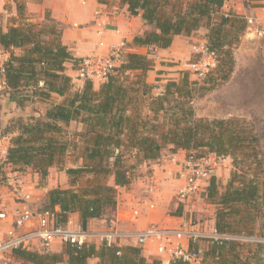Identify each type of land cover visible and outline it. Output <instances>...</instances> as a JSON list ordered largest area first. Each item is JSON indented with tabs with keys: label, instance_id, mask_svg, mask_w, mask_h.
Masks as SVG:
<instances>
[{
	"label": "trees",
	"instance_id": "obj_1",
	"mask_svg": "<svg viewBox=\"0 0 264 264\" xmlns=\"http://www.w3.org/2000/svg\"><path fill=\"white\" fill-rule=\"evenodd\" d=\"M121 3L153 28L136 35L135 45L167 48L174 36H190L204 29L209 49L216 55L212 73L225 79L233 71V49L247 24L243 16L222 10L226 0ZM16 11L11 24L0 27V49L7 55L0 64V78L8 102L18 107L38 102L44 110L38 116L14 118L0 132V138L9 136L5 156L0 157V185L6 184L7 167L13 171L30 167L45 185L50 168H63L66 155L73 150L78 153L75 160L81 162L67 167L69 186L50 188L40 209L58 207L60 223L67 222L73 212L88 220L115 206L118 187H127L138 164L160 158L163 150L214 153L230 157L233 167L223 190L211 175L202 192L204 200L215 206L216 233L264 236V142L256 126L244 118L196 115L193 100L211 89L208 85L214 78L209 73L203 77L206 84L183 71L178 79L157 85L146 80L153 59L127 52L97 88L91 80L82 81L78 88L66 73V64L78 68L81 59L62 42V26L48 10L40 23L29 19L23 5H16ZM159 86L162 89L156 93ZM74 121L82 129L75 132L76 139L67 140L63 135ZM85 176L88 182L79 186ZM207 241L197 264H264L262 243L251 248L235 238ZM244 247L247 253L242 255ZM9 253L22 260L19 264H87L90 258H96L97 264H163L158 259L147 261L140 246L102 241H87L80 247L66 242L60 252L13 248ZM169 264L189 263L176 259Z\"/></svg>",
	"mask_w": 264,
	"mask_h": 264
},
{
	"label": "crops",
	"instance_id": "obj_2",
	"mask_svg": "<svg viewBox=\"0 0 264 264\" xmlns=\"http://www.w3.org/2000/svg\"><path fill=\"white\" fill-rule=\"evenodd\" d=\"M6 1L0 0V16H2L0 27L3 29L11 24L13 17L17 16L16 5L11 4L10 9H8L5 6ZM24 9L29 19L38 23L44 21L45 12L48 10L50 17L62 26V42L77 58L82 59L90 54H106L109 52L110 44L121 41L126 44L123 56L127 52L147 54L153 59L154 67L147 71L146 80L160 85L166 80L161 79L163 68L158 67V61L163 59L177 61L183 54L185 44L188 42L187 39L193 35H176L172 44L167 48L135 45L133 38L136 35L151 31L153 28L145 24L140 15H131L127 10V6L122 4L121 0H24ZM222 10L239 14L246 20L250 19L251 22L253 19L257 21L260 19L261 10L264 11V0H226ZM8 17L11 18L8 19ZM248 29L250 30L244 36L246 39H253L259 33H264V26H259V24L248 27ZM199 31L203 35L205 34V30L204 32ZM205 40L204 37L202 41ZM0 52H2L1 49ZM66 73L75 83L77 68L73 67L70 62L66 64ZM81 86L82 81L78 80L76 87L80 88ZM94 87L97 88L98 85L94 84ZM161 89L162 87L159 86L155 89V92L158 93ZM71 123L77 125L78 131L82 129L80 122L74 121ZM186 155L187 151L179 150L176 153H169L168 156L162 155L158 159L139 163L134 169L138 172H133L130 184L127 187H118L115 206L107 208L100 217L88 220H82L78 212L69 213L67 223L70 225L80 223L88 232L93 233L116 230L134 234L148 227L156 226L158 228L181 229L198 236L196 239L193 238L197 243L192 242L193 239L188 236L178 240L173 235L170 237H154L140 245L134 238L122 237L115 242L118 245L140 246L141 253L147 261L158 259L163 264L170 263L171 253L168 250L170 244L174 245L179 242L185 249H190V244L192 245L191 249L196 247H200L202 250L206 249L209 244L207 239H211L212 235L216 233L214 213L206 220V224L203 223V215L201 219L197 220L198 223L192 222L191 218L196 216V211L200 210L202 204L212 205V207L214 205L204 200L203 191L195 193L184 203L178 202L175 198L177 189L184 182V177L181 174ZM0 157H4V154H1ZM217 161L218 164L212 170L211 175L216 177L219 189L223 190L229 181L232 164L229 157H218ZM66 169L60 171L61 178L67 179ZM5 171L7 178L16 180L25 192L32 194V199L37 206H39L40 200L50 188L57 187L51 184L47 185L48 182L42 185L39 174L30 167L20 171H13L10 167H7ZM16 201L17 199L12 194L9 184L0 185V210L13 207ZM35 204L34 206H36ZM55 209L59 210L58 207H55ZM205 217L207 216L205 215ZM8 228V224L0 222V239L5 237ZM201 237L205 240H200ZM88 239L96 244L101 242V238L96 236ZM239 241L247 246L251 245V248H254L257 244L255 242ZM62 244L60 241L51 242L47 245L46 250H43L45 249L43 245L37 244L35 251L60 252ZM160 247H162V250H160ZM246 253L247 250L244 247L242 255ZM3 259H5L4 262L1 261ZM6 262H9L8 264H19L22 260L15 258L7 251L0 254V264ZM87 264H97V259L90 258Z\"/></svg>",
	"mask_w": 264,
	"mask_h": 264
},
{
	"label": "built area",
	"instance_id": "obj_3",
	"mask_svg": "<svg viewBox=\"0 0 264 264\" xmlns=\"http://www.w3.org/2000/svg\"><path fill=\"white\" fill-rule=\"evenodd\" d=\"M251 22L250 19H248ZM126 44L121 41L112 43L109 46V52L106 54H90L81 59L77 68L76 77L82 81L91 80L101 82L114 72L116 66L121 62ZM192 53L195 59L188 63V67L198 76H205L213 70L216 65V55L209 49L207 41H199L192 46ZM3 63V62H2ZM7 146L1 150L5 155ZM217 155L208 153L206 155H197L195 152H189L183 164L182 176L183 184L177 189L175 198L178 202H186L195 193L204 190L207 180L211 176L212 170L217 166ZM6 183L11 187V192L17 199L16 204L9 209L0 210V222L9 225L5 237L0 239V254L11 251L13 248H22L26 250H35L37 244L49 245L51 242L60 241L70 243L80 247L88 238L93 236L101 238V241L107 245L115 243L118 239L134 238L140 245L146 240L154 237L175 236L178 240L184 236L190 239L197 238L194 233H188L181 229L158 228L156 226L148 227L134 234L108 230L105 232H88L80 223L70 225L69 223H60L58 221L57 210L40 209L32 199L30 192H25L20 183L16 180L6 178ZM33 200V201H32ZM34 204L36 206H34ZM216 232V231H215ZM211 238H235L241 241L255 242L264 244V237L254 236H231L227 234L212 235ZM194 242L195 240H191ZM162 250V247H160ZM171 260L180 259L189 264H197L202 254V248L197 247L190 251L185 249L181 243L169 245Z\"/></svg>",
	"mask_w": 264,
	"mask_h": 264
},
{
	"label": "rangeland",
	"instance_id": "obj_4",
	"mask_svg": "<svg viewBox=\"0 0 264 264\" xmlns=\"http://www.w3.org/2000/svg\"><path fill=\"white\" fill-rule=\"evenodd\" d=\"M11 4H21L24 6V0H7L5 6L10 9ZM261 12L260 19L257 21L254 19L252 22L246 20L247 27L241 36L239 44L233 49L235 57L233 71L225 79H221L219 74L212 73L215 67L212 71H209L207 76L214 78V81L208 85L211 86V89L196 96L193 100V106L195 108L196 115L203 118L228 119L239 117L246 119L252 123L251 125L256 126L257 134L264 142V33H259L258 36L253 39H246L244 37L250 30L248 27H253L255 24L264 26V11L261 10ZM1 18L2 16H0V20ZM10 18L11 17H8V19ZM200 30L204 32V29ZM203 39V33L200 31L194 33L187 39L188 42L185 44L183 54L177 61L165 59L158 61V67L163 68V71H161L163 73L161 79L166 81L169 79L176 80L180 77V72L188 71L191 73L192 79L198 80L199 84H206L203 82V76L201 77L194 74V72L188 67V63L195 59V55L192 53V46ZM6 57L7 55L0 52V64H2ZM78 80L80 79L75 76V81L77 82ZM2 81V78H0V132L6 128L12 119L18 117L27 118L29 116H38V114L44 110V105L38 102L34 104L26 103L23 107H18L15 102H8L6 89L4 88ZM166 81L163 82L165 83ZM76 82L74 83L75 87ZM95 85L98 84L95 83ZM55 99H57V97H55ZM77 131V125L75 123H71L68 127H66L63 137L67 140L76 139L75 132ZM8 143L9 136H1L0 156L2 153L1 150H3L5 146H8ZM169 153L171 152L168 149H165L162 154L164 156H168ZM75 154L77 155L78 153L73 152V150L68 152L63 163L64 170L69 166L75 164L77 165L81 162L80 160H75ZM216 160H218V158ZM59 167L61 166L57 165L50 168L47 185L51 184L53 186L68 187L69 184L67 181V174V179L61 178L60 171L63 169L61 168L60 170ZM232 169L233 167L231 168V171ZM133 172L137 173L138 171L133 170ZM87 179L88 177L85 176L80 179L77 184L79 186L84 185L88 182ZM40 194L43 195L42 192H40ZM44 202L45 196H43L40 200L38 207L43 206ZM214 211L215 206L212 207V205L206 206L205 204H202L200 210L196 211V216H192V222L198 223L197 220L201 219V216L203 215L202 220L203 223L206 224V220L212 216ZM205 215L207 217H205ZM257 236L261 237L262 235L258 234ZM200 240H205V238L201 237ZM195 243H197V241ZM43 247H45L43 250H46L47 246L43 245ZM1 261L4 262L5 259ZM8 263L9 262H6L4 264Z\"/></svg>",
	"mask_w": 264,
	"mask_h": 264
}]
</instances>
